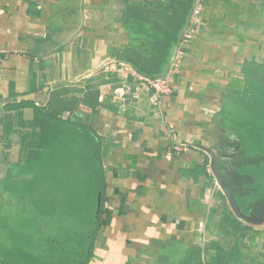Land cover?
<instances>
[{
	"label": "crops",
	"instance_id": "crops-1",
	"mask_svg": "<svg viewBox=\"0 0 264 264\" xmlns=\"http://www.w3.org/2000/svg\"><path fill=\"white\" fill-rule=\"evenodd\" d=\"M144 1L0 0V121L5 113L12 117L9 137L0 122V192L10 167L27 160L16 130L31 128L14 119L32 122L33 105L67 120L77 115L101 138V228L96 232L95 219L71 220L90 234L84 249L51 251L69 264L88 256L87 264H206L208 252L215 254L211 244H222L219 227L232 209L220 168L233 174L227 163L240 154L238 130L251 113L246 100L256 70L264 82V0H201L204 24L183 54L175 90L158 104L150 98L154 91L135 92V69L120 58L131 40L128 3ZM125 74L133 90L123 106L113 93ZM22 101L33 105L4 109ZM228 136L235 150L225 157ZM176 141L188 149L178 152ZM79 175L55 171L45 185L32 182L42 171L28 169L23 191H71ZM81 177L88 188L89 174ZM101 206L100 191L96 217ZM36 220L38 245L31 252L46 258L47 219ZM53 237L62 241L61 234Z\"/></svg>",
	"mask_w": 264,
	"mask_h": 264
},
{
	"label": "trees",
	"instance_id": "trees-1",
	"mask_svg": "<svg viewBox=\"0 0 264 264\" xmlns=\"http://www.w3.org/2000/svg\"><path fill=\"white\" fill-rule=\"evenodd\" d=\"M195 1L129 2L124 20L131 24V40L120 58L144 76H163L172 62L176 47L188 25ZM254 73V80L249 85L253 95L246 100L250 112L255 113L254 121L250 123L251 121L246 119L238 130L240 154L235 161L227 163L231 165L233 174L230 172L229 175L226 167L220 168L223 179L227 182L240 209L248 216L258 214L264 205V144L260 141L264 129L259 130L264 125V95L262 94L264 82L257 77L259 74L257 70ZM27 105H33V103L26 101L17 104L8 103L4 109L6 111L21 109ZM33 106L35 118L32 122L13 116L14 120L19 118L20 126L31 129H27L25 133L21 129L16 130L22 139V150H27V160L25 163L20 160L10 167L11 171L0 192V264H55L54 260L56 263L60 261L62 264H69V257L53 258V255H50L51 251L55 248L63 252L84 249L89 244L90 234L86 228L79 227L76 230L70 225L71 220L89 218L93 222L95 219L96 232L101 228L106 186L101 138L77 115L73 114L72 118L67 120L51 110ZM11 119V115L5 113L0 121L4 125L6 137H9L10 129L7 128V123ZM253 123L255 129H250ZM28 169L42 171L44 176L42 178L37 176L32 182L36 183L40 180L45 185L54 180L51 175L55 171H71L74 175L80 174L79 177L89 174V178H84V182L88 181V188H82L81 177L78 187H74L71 191L69 189L58 193L57 189L56 191L52 189L42 193L37 189L32 191L26 189L28 192H25L22 175ZM14 171L16 174H11ZM100 191L102 206L96 217ZM25 203H28L32 209H29ZM39 217L47 219L45 240L48 253H46L47 257L44 255L46 258H39L31 252L38 245L34 237L39 234V231L33 224ZM54 219L61 221L62 224L55 225ZM222 222V226L226 229L227 222L230 227H235V231L232 229L226 231V234L234 235L235 241L230 248H226L219 242H213L210 248L215 250V254L210 255L208 252L206 264H245L248 256L241 245L245 246L243 238L252 229L251 225L240 219L232 209L226 210ZM24 223L30 226L28 231L24 233L21 230L15 235L16 226L21 229L27 228L23 226ZM9 232H13L12 236L8 234ZM53 232L61 234L62 241L52 238ZM15 238L17 242L12 243L11 240ZM88 261L89 256L79 264H87Z\"/></svg>",
	"mask_w": 264,
	"mask_h": 264
},
{
	"label": "built area",
	"instance_id": "built-area-1",
	"mask_svg": "<svg viewBox=\"0 0 264 264\" xmlns=\"http://www.w3.org/2000/svg\"><path fill=\"white\" fill-rule=\"evenodd\" d=\"M203 8L204 5L202 1L196 0L189 19V23L182 34L179 46L177 48L178 53L175 58L176 61L173 63V66L171 67L169 73L160 77H147L138 73L136 70L132 72V76L135 81V92L142 93L144 91H154L153 95H151L150 97L153 104H158L160 99L171 94L174 91L173 78L180 66L181 55L184 53L185 47L191 43L193 38L201 29V26L204 24ZM129 78L130 74H125L121 86L115 89L113 93L114 101L122 104L123 106L127 102L129 95L133 90V86L130 83ZM174 149L178 152H183L188 149V145L184 142L176 141L174 144Z\"/></svg>",
	"mask_w": 264,
	"mask_h": 264
},
{
	"label": "rangeland",
	"instance_id": "rangeland-1",
	"mask_svg": "<svg viewBox=\"0 0 264 264\" xmlns=\"http://www.w3.org/2000/svg\"><path fill=\"white\" fill-rule=\"evenodd\" d=\"M198 34V33H197ZM194 39H196V36L193 38V40L191 41V43L194 41ZM190 43V44H191ZM189 44V45H190ZM189 45L188 46H186L185 47V51L187 50V48L189 47ZM178 46H179V44H178ZM178 46L176 47V50H175V53H174V56H173V58H172V62H171V64L169 65V69H168V71H167V73H169V71H170V69H171V67L173 66V63L176 61L175 60V58H176V56H177V53H178V50H177V48H178ZM185 51H184V53H185ZM183 53V54H184ZM183 54L181 55V61H180V66H179V68H178V70H177V72L175 73V75L176 76H178V74H179V71H180V69H181V66H182V60H183ZM167 73H165V75L167 74ZM174 90H175V85H174ZM254 117H255V113H250L249 114V117H247V119L249 120V121H251L250 123H252L253 121H254ZM250 128V127H249ZM250 129H255L254 128V123L253 124H251V128ZM258 129V128H257ZM256 129V130H257ZM262 129H264V125L261 127V129H259L260 131H262ZM255 135H256V133H255ZM258 135V134H257ZM225 138V136H223V139ZM226 139H227V141L229 142V144H228V147H227V152H228V154H225L224 156L226 157V156H230V155H233L234 154V150H235V148H234V146H233V144H232V142H233V139H231V137L230 136H228V137H226ZM260 141H261V143H263L264 144V132H263V137L260 139ZM258 142H259V140H258ZM260 143V144H261ZM0 150H1V147H0ZM4 157V154H3V152H0V160L2 159ZM1 161H3V160H1ZM5 164V163H4ZM80 179H81V177H77V178H74V181H80ZM221 180H222V185L223 184H225L226 185V187H228L229 188V186H228V184H227V182L223 179V178H221ZM81 182H83V180L81 179ZM79 184V183H78ZM81 184V183H80ZM223 187V189H224V191L226 192V189H225V187L224 186H222ZM230 189V188H229ZM231 191V190H230ZM232 192V191H231ZM226 194H227V192H226ZM233 194V193H232ZM228 196V195H227ZM228 202H229V204L231 205V201L229 200V198H228ZM231 207H232V205H231ZM260 214H261V211L259 210V212H258V214H253L252 215V217L256 220V221H245L244 220V222H247V223H249L248 225H251V227H252V229L245 235V238H243L244 240V243H245V246L244 245H241V247H243L244 248V250L243 251H245V253H248V255H249V257L246 259V263L245 264H264V217H262V219H259V216H260ZM222 224H224L225 225V223H223L222 222ZM227 229L228 230H230V229H232L233 231H235V227H230V225H229V222H227ZM23 226H26V223H24L23 224ZM27 228H25V229H21V227H17L16 226V228L14 229L16 232L14 233L15 235H16V233L18 232V234H19V232H21V230H23L24 231V233H26L27 231H28V229L30 228V226H26ZM219 227V226H218ZM222 227V228H221ZM227 229L225 228V227H223L222 225L219 227V230L221 231V234H222V241H220L226 248H230V247H232V245H233V243H234V241H235V237H234V235H228V234H226V231H227ZM12 233L13 232H9L8 234L9 235H11L12 236ZM23 233V234H24ZM13 234V235H14ZM17 242V239L15 238L14 240H11V242L13 243V242ZM14 242V243H15Z\"/></svg>",
	"mask_w": 264,
	"mask_h": 264
},
{
	"label": "water",
	"instance_id": "water-1",
	"mask_svg": "<svg viewBox=\"0 0 264 264\" xmlns=\"http://www.w3.org/2000/svg\"><path fill=\"white\" fill-rule=\"evenodd\" d=\"M221 180V178L219 177V181ZM222 182V180L220 181V183ZM222 184V183H221ZM222 186L225 187L227 195L229 200L231 201V205H232V209L234 210V212L236 213V215L242 219L243 221L247 220V221H256L252 216H248L245 213L242 212V210L240 209L238 203L235 200L234 195L232 194V192L230 191V189L228 187H226L225 184H223ZM262 217H264V205L263 208L261 210V214L259 216V219H262Z\"/></svg>",
	"mask_w": 264,
	"mask_h": 264
}]
</instances>
